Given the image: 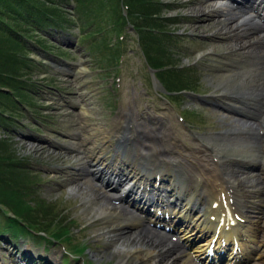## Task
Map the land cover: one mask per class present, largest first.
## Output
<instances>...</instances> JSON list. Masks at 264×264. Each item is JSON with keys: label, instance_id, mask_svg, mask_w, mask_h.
<instances>
[{"label": "rangeland", "instance_id": "rangeland-1", "mask_svg": "<svg viewBox=\"0 0 264 264\" xmlns=\"http://www.w3.org/2000/svg\"><path fill=\"white\" fill-rule=\"evenodd\" d=\"M160 2L171 9L161 14L172 20L165 25L163 31L166 34L160 36L163 45H166L165 53L161 49L153 52L149 46L147 53L132 25L116 22L117 17L102 6L73 10V6L69 5L66 11L72 15L68 16L71 23L67 27L61 30L47 27L48 34L29 32L33 37L32 45L37 40L49 49L47 52L35 50L52 56L50 61L37 54L35 47L31 51L22 50L30 60L27 63L31 64V68L19 74L24 91L14 92L24 104L18 101L19 108L3 112L6 121H11L4 128L0 126V138L6 140V146H0V159L13 157V162H17L16 165L9 163V172L0 168L3 179V186H0V223L9 217L37 224L54 236L59 234L61 240L53 246H45L46 250L43 241L36 246L29 239L21 241L22 247L29 249L34 246L36 249L33 254L37 253L40 260L35 264H62L63 260H67V264H118L120 255L113 256V252L133 247L127 239L122 240L121 230L113 227L108 220L94 218L89 209V200L95 205L98 198L106 195L108 199L118 192H110L98 185L93 176L84 171L93 172L84 155V141L87 140L91 142L87 144L88 149L91 146L94 148L93 144L100 145L106 163L114 162L111 167L116 168L118 164L115 160L120 158L121 151L116 153L105 137L121 121L124 122L121 126L133 133L136 129L139 134L159 139L157 150L171 157L180 151L183 157L208 158V138L222 135L252 142L253 155L261 152L258 147L264 145V135L258 129L264 128L263 106L260 111H254L262 117L251 115L244 119L224 113L211 104L225 102L217 85L226 74L239 68L238 62L264 71L262 37L247 31V28L240 32L226 28L233 23L230 22L233 15L239 16L234 14L238 13L234 5L226 0ZM245 13L246 18L257 21L261 26L255 14L247 10ZM241 18L244 19L245 14ZM62 61L77 65L83 63L77 68L79 74L71 79L65 77L60 72L67 73L64 66L57 69L55 65ZM150 63L153 68L148 65ZM154 70L161 72L160 78L157 75L159 81L154 77ZM172 71L178 72L180 77L177 79ZM163 80L167 81L172 92L166 94L162 91L160 83ZM178 86L182 89H177ZM2 90L10 93L7 88ZM80 104L86 113L80 110ZM249 122L252 128L245 126H249ZM136 140L137 148H149L143 137L139 136ZM128 146L123 145L124 154L132 153ZM262 153L260 168H264V150ZM134 161L139 163L137 158ZM239 161L236 159L238 166H244ZM230 165L224 167L222 164L221 169L236 180L246 179L241 177V169ZM247 173L244 172L245 176ZM258 183L261 179L242 186L247 190V196L255 194L254 188L260 185ZM15 185L19 186V190ZM254 196L252 203L248 201L253 207L259 202ZM115 206L121 207L119 204ZM260 207L263 210L264 203ZM130 211L127 212L134 217L138 214L134 209ZM260 221L262 225L264 217ZM147 226L152 228V225ZM129 230L134 231L136 227ZM168 238L173 240L176 236L168 234ZM61 241L66 242L60 244ZM174 244L177 245V252L179 249L183 251L178 247L179 242ZM65 248L69 253L64 251ZM43 250L48 260H41ZM26 254L30 253L25 251L23 255L20 246L14 248L10 242L0 243V264H16L18 257ZM153 259L146 258L142 264H151ZM191 261L196 263L193 259ZM128 263L133 264L132 260ZM160 264H165L164 258Z\"/></svg>", "mask_w": 264, "mask_h": 264}, {"label": "bare ground", "instance_id": "bare-ground-1", "mask_svg": "<svg viewBox=\"0 0 264 264\" xmlns=\"http://www.w3.org/2000/svg\"><path fill=\"white\" fill-rule=\"evenodd\" d=\"M238 1L239 4H237V6L241 11L234 14H239V16L236 17L233 15L230 19V22L233 23L230 24L229 27L226 26V28H230L228 29L229 31L234 29L240 32V30L245 31L247 28V31L253 30L259 32V29H261L259 27H262V38L264 39V23H260L261 26H259L257 21L254 22L253 19L246 18V13L244 11L248 8H252L249 3L251 0ZM256 7L257 8L252 9H257L254 10V12L260 13L258 12L260 4H257ZM243 14H245L244 19L241 18ZM260 22H262V20ZM247 65H242L240 69L230 77L225 76L218 87L223 88L225 95L231 97L236 95L242 99L245 105H250L255 100L257 103L261 97L264 99V71H261V68H249ZM232 99L236 100L235 97ZM236 110L241 111L243 114L250 113L247 110H240L238 108H236ZM82 111L83 113L87 112L86 109ZM239 122L241 123V121ZM122 123L124 122L121 121L120 124L117 123V125L113 127L110 135L105 137V140H107V142L111 144L110 146L115 150L122 149L123 145H132V153L124 154L119 161L113 159L112 161L115 160L118 164L115 168L111 167L114 162L109 164L106 163L107 161H105L103 156L104 150L100 145L93 144L94 148L91 146V148L88 149L87 144L91 142H88V140L84 141V155L89 160V163L92 164L90 167L93 168V172L86 169L84 171L90 172L89 174L94 176L96 180L105 182L111 189L118 186L116 184L117 182L118 184L121 183L125 188L123 194L135 192V201L133 199L134 202H129V204L141 210L142 213L148 214L147 223L154 224L155 226L157 224H164L166 228L171 229H174L173 227L178 225L176 228L179 233L178 237L181 240H185V242L190 245H193L192 243L198 241V239H200V241L202 240L199 242L198 246L195 247L197 250L201 251L205 246L208 248L211 243L213 237V224H206V222L209 218L211 219L214 211L210 209L206 213V209L213 206L214 202L218 204L217 212L219 213L214 216L217 220L213 223L217 225L218 221L222 218L223 225L225 227L228 226L230 231L237 232L241 230L242 226L239 223H235L233 227L230 226V223L237 221L232 215V212H235L234 207L241 213L247 201L246 198H249V196H246L247 190L242 188V186L246 183L256 182L258 179H261L262 185L259 186L262 192H264V172L251 173L252 175L247 174L248 176L244 180L245 182H242L241 180L237 181L234 179L232 175L224 174L220 170V164L229 165L230 162L237 158L247 160L249 158L248 155L252 142L247 140L242 141L238 138L230 139L228 136L224 135L216 136L214 138H208L210 142V147L206 150L208 158L201 160L200 157H191V155L183 157L180 151H177L178 153L171 157L172 155L157 150V146L160 144L159 139L143 135L142 133L139 134V132H136V129L133 133L123 128L121 126ZM247 124L249 126L245 125L246 127L252 128L250 122ZM136 133H138V136H135ZM139 136L143 137L145 141L149 143V148L145 146H142V149L137 148L135 143L137 142L136 138ZM256 138L259 139L258 137ZM136 158L139 160V163L134 161ZM81 169L84 168L82 167ZM110 174L114 176L113 179ZM109 176L112 179L110 182L106 180ZM113 185L115 186L113 187ZM228 190L233 191L230 196L227 195L229 193ZM235 191L238 192L241 197H238ZM242 193L244 195H242ZM222 195L225 196V202L221 198ZM105 196L98 198V202L95 205L89 200L88 205L94 218L110 221L113 227L122 231V240L127 239V241L133 245L131 248H119L113 252V256L120 255L118 256V264H129L128 260H132L133 264H142L146 258L149 257L154 258L151 264H160L163 258L165 264H192V256L189 253L185 255L181 251L177 252V245L169 240L166 234L156 231L154 227L149 228L145 225L147 224L145 218L140 219L137 216L134 217L125 209L117 207L112 203L110 204V202L116 198L109 197L107 199ZM204 196L210 197L211 205L193 214L195 205L199 200H202ZM139 203H141V205ZM149 207L153 209L151 213L147 212ZM150 214L152 215L150 216ZM161 214H168L169 220H161V218L165 219V216ZM153 219L160 222H153ZM134 226L136 230H129L133 229ZM230 231L227 232L228 235L224 241L226 243L237 242L242 249L239 253V257H241V259L248 257L247 252L242 248L245 244L240 242L238 235ZM262 232L264 237V226L262 227ZM221 239L222 238L219 237V241L215 243L214 248L217 252L229 246V243L223 244V248L220 241ZM263 252L264 246H261L258 255L256 258H253L249 264H264ZM121 255L124 257L121 258ZM230 257L231 256H229L225 264H234V260L230 259Z\"/></svg>", "mask_w": 264, "mask_h": 264}, {"label": "trees", "instance_id": "trees-1", "mask_svg": "<svg viewBox=\"0 0 264 264\" xmlns=\"http://www.w3.org/2000/svg\"><path fill=\"white\" fill-rule=\"evenodd\" d=\"M69 5L73 6V10L77 7L83 10L87 6H102L105 11L108 9L117 17L116 22L132 25L133 30L144 45L143 49L147 48V53L149 48L153 52L155 49H161L162 53H165L164 47L166 45H163L160 36L166 34L163 31L165 25L166 23L170 24L172 20L164 17V15L162 17L161 14L171 9L160 0H0V126L3 128L8 126L7 123L11 121H6L3 112H13L12 108L16 110L20 107L19 104H16L18 101L23 103L16 96L20 91H24V85L20 83L21 75L19 74L25 70H30L31 64L27 63L30 60L25 57L22 50L31 51L30 49L33 47H35L34 50L41 49L46 52L49 50L47 46L37 40H34V45H32L33 37L29 32H36L37 34L45 32L48 34L47 27L60 30L67 27L66 25L71 23L69 15H72L66 11V7ZM88 14H91L89 10ZM77 19L81 20L80 17H77ZM164 36L162 35V37ZM151 64L149 65L153 68L154 66ZM173 74L177 76V79L180 77L178 72L172 71ZM157 75L160 78L161 72ZM172 83L176 84V81H172ZM162 84L168 91H173L166 80H163ZM3 88L9 89L10 93L4 92ZM172 89H175V87H172ZM177 89L182 88L178 86ZM14 91H17V93ZM5 142L6 140L0 138V146H6ZM13 161H15L13 157L5 160L0 159L1 170L9 172V163L17 164ZM1 175L2 173H0V186H3ZM15 188L19 190L18 185H15ZM6 219L1 222L0 231L4 228V232L10 230L13 234L18 235L24 232L29 234L28 230H31L35 233L45 234L46 237H42V239H47L48 243H51L49 240L52 239L61 240L59 234L54 236L45 228L37 226V224L29 222L27 224L22 221L24 223L22 225L19 219L9 217ZM67 244H70V242H67Z\"/></svg>", "mask_w": 264, "mask_h": 264}, {"label": "water", "instance_id": "water-1", "mask_svg": "<svg viewBox=\"0 0 264 264\" xmlns=\"http://www.w3.org/2000/svg\"><path fill=\"white\" fill-rule=\"evenodd\" d=\"M60 65H63L66 69H67V71H69V72H74V75H75V69L79 66V65H77L76 63H70V62H68V61H62V63L61 64H59V66ZM83 65V63H81L80 64V66H82ZM67 77L68 78H71L72 76L71 75H67ZM240 103H243V101H242V99L241 98H239L238 96H234ZM244 104V103H243ZM253 146V145H252ZM252 146L250 147V151H251V148H252ZM257 156V155H256ZM258 157V156H257ZM260 158H261V156H259Z\"/></svg>", "mask_w": 264, "mask_h": 264}]
</instances>
